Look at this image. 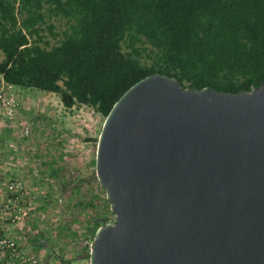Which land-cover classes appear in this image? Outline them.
<instances>
[{"label": "water", "instance_id": "1", "mask_svg": "<svg viewBox=\"0 0 264 264\" xmlns=\"http://www.w3.org/2000/svg\"><path fill=\"white\" fill-rule=\"evenodd\" d=\"M95 173L114 221L89 264H264V83L140 80L104 119Z\"/></svg>", "mask_w": 264, "mask_h": 264}, {"label": "trees", "instance_id": "2", "mask_svg": "<svg viewBox=\"0 0 264 264\" xmlns=\"http://www.w3.org/2000/svg\"><path fill=\"white\" fill-rule=\"evenodd\" d=\"M45 4L74 21L51 49L40 45ZM145 45L155 56L150 66L140 60ZM0 51L8 84L104 119L130 87L157 73L183 88L250 92L264 83V0H0Z\"/></svg>", "mask_w": 264, "mask_h": 264}, {"label": "rangeland", "instance_id": "3", "mask_svg": "<svg viewBox=\"0 0 264 264\" xmlns=\"http://www.w3.org/2000/svg\"><path fill=\"white\" fill-rule=\"evenodd\" d=\"M43 13L40 45L51 49L69 33L74 21L54 16L46 4ZM143 48L140 60L150 66L155 56L148 45ZM3 58L0 51V61ZM11 93L18 102L16 115L8 118L0 112V162L6 160V175L0 180V207L10 180L22 183L25 201L33 193L37 198L31 215L17 224L3 212L0 235L5 236L6 225L9 230L16 228L18 233H10V237L22 234L21 247L36 255L40 264H89L95 223L114 221L95 173L104 118L83 105L65 109L53 93L18 87ZM26 123L30 126L27 136Z\"/></svg>", "mask_w": 264, "mask_h": 264}, {"label": "built area", "instance_id": "4", "mask_svg": "<svg viewBox=\"0 0 264 264\" xmlns=\"http://www.w3.org/2000/svg\"><path fill=\"white\" fill-rule=\"evenodd\" d=\"M15 86L8 84L3 74L0 73V112L8 118L14 117L18 102L12 95ZM30 133L28 123L24 126V135ZM38 174H36V177ZM26 190L22 183L10 180L6 184V197L3 206L0 207V215L6 212L10 222L17 224L28 218L34 209L36 193L30 195L25 201ZM61 202L60 199H58ZM112 223V222H109ZM24 236L18 234L15 237L0 235V264H40V260L34 254L27 253L22 247ZM4 259H7L4 262Z\"/></svg>", "mask_w": 264, "mask_h": 264}, {"label": "crops", "instance_id": "5", "mask_svg": "<svg viewBox=\"0 0 264 264\" xmlns=\"http://www.w3.org/2000/svg\"><path fill=\"white\" fill-rule=\"evenodd\" d=\"M0 168L3 169L0 172V180H1V178H4V175H6V172H4V171H6V160H2L0 162ZM0 189H1V187H0ZM1 200H2V195H1V190H0V202H1ZM26 227H28V226L26 225ZM10 233L14 234V233H18V232H17L16 228H13L12 230H9V228L6 225V229L4 230L3 235L11 236ZM6 261H7V259H4V262H6Z\"/></svg>", "mask_w": 264, "mask_h": 264}]
</instances>
